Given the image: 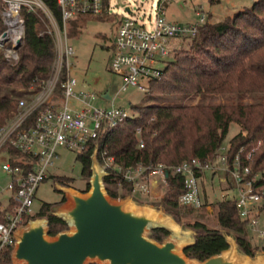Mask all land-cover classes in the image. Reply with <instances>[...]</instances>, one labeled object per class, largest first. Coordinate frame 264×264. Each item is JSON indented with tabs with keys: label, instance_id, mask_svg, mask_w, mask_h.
I'll return each instance as SVG.
<instances>
[{
	"label": "trees",
	"instance_id": "trees-1",
	"mask_svg": "<svg viewBox=\"0 0 264 264\" xmlns=\"http://www.w3.org/2000/svg\"><path fill=\"white\" fill-rule=\"evenodd\" d=\"M42 1L63 28L57 0ZM3 9L0 0V35L7 29ZM42 13L45 12L41 9L22 6L24 37L18 47L17 61L7 59L0 48V128L17 111L19 100L41 90L53 74L56 41L52 33L39 31ZM77 32V27L72 24L70 33L75 35ZM192 42L190 49L176 53L159 78L150 81L151 92L186 96L264 92V0L255 1L223 21L206 22ZM66 75L67 71L63 69L56 88L58 95L63 92L61 82ZM135 109L134 116L107 131L99 141L98 161L103 163L104 157L113 156L114 164L122 168L121 172L110 168L103 178L111 198H125L134 191L133 182L124 177L129 167L160 163L172 167L195 157L213 159L232 123L241 125L243 130L230 140V157L243 147L244 158L248 153L252 154L253 172L264 174V102L155 104L136 106ZM37 113L36 110L34 116ZM140 139L144 142L143 147L139 146ZM94 147V143H90L77 156L82 164V174L88 178L92 174ZM168 172L167 190L159 205L181 223L185 214L183 209H188V213L206 205L201 208L181 205L179 198L185 190L184 179L171 169ZM56 179L62 185H69L72 180L66 176H56ZM89 189L90 182L86 190ZM54 205L45 202L36 213V218L48 219L50 236L68 229L66 220L54 214ZM212 206L219 227H210L200 219L187 222L186 226L196 233L195 242L187 246L184 253L201 261L221 253L229 247L225 229L235 236L242 253L254 257L255 247L235 201L218 199ZM169 235L168 229L157 227L151 230L150 236L161 242ZM0 264H13L11 249L1 253Z\"/></svg>",
	"mask_w": 264,
	"mask_h": 264
},
{
	"label": "built area",
	"instance_id": "built-area-1",
	"mask_svg": "<svg viewBox=\"0 0 264 264\" xmlns=\"http://www.w3.org/2000/svg\"><path fill=\"white\" fill-rule=\"evenodd\" d=\"M2 1L7 29L0 35V48L7 59L17 61L18 47L24 37L22 6L41 9L51 20H56L42 0ZM181 1L184 0H160L156 17L149 25L133 17L119 21L111 70L122 78L123 89L129 86L149 89L150 81L162 75L174 50L172 40L193 39L207 22V14L201 12H197L200 15L197 21L179 23L169 20L166 5ZM57 2L65 33L56 30L57 58L53 74L41 90L19 100L17 111L0 128V255L5 249L13 250L20 230L36 218L33 207L37 191L59 159V149L65 147L82 152L94 143L95 150L107 131L135 115L120 106L94 104L91 101L95 97L93 93L78 94L75 89L77 79L71 74L75 49L68 42L67 24L80 15L109 13L111 0ZM63 69L67 75L61 82L63 92L58 95L56 88ZM70 99L82 103L81 108L70 106ZM36 110L38 113L34 116ZM139 146H144L142 139ZM229 150L230 144L225 146L223 143L211 160L195 157L172 167L162 163L155 166L139 164L129 167L124 177L133 182L134 190L147 193L159 180L167 186L171 169L184 179L185 190L179 203L201 208L212 204L205 202L203 182L207 175H213L219 183L227 184V190L232 192L230 195L222 190L221 195L216 193L214 197L234 200L249 234L264 242V174L262 171L253 172L252 154L248 153L244 158L243 147L233 157H230ZM101 166L108 173L110 168L122 171L114 164L113 156L104 157Z\"/></svg>",
	"mask_w": 264,
	"mask_h": 264
},
{
	"label": "rangeland",
	"instance_id": "rangeland-1",
	"mask_svg": "<svg viewBox=\"0 0 264 264\" xmlns=\"http://www.w3.org/2000/svg\"><path fill=\"white\" fill-rule=\"evenodd\" d=\"M160 0H111L109 13L103 15H80L73 19L70 24H67V36L69 44L75 49V56L71 59L73 63L71 74L76 77L77 85L76 92L95 94L91 100L94 104L104 106H120L130 112L136 111V106H146L155 104H236V103H255L264 102V92L257 93H226V94H208V95H157L149 89H140L138 87L129 86L126 89L122 87V78L111 70V59L114 53V43L116 37V29L119 21L124 17H133L139 21L150 24L156 17V9ZM257 0H184L181 2H170L166 5V17L169 20L185 23L197 21L200 15L197 12L207 14V23H216L223 21L228 17L233 16L237 11L250 7ZM129 6L132 12L126 11ZM43 19L38 26L41 33L50 32L54 35L56 41V30L60 29L65 33L64 27L61 28L56 21L42 13ZM72 24L77 27L78 32L74 35L70 33ZM192 39H175L172 40L171 46L174 47L173 52L167 59V64L175 58L177 52L190 49ZM57 51V43H56ZM166 64V65H167ZM70 106L81 108L82 103L77 99L69 100ZM242 129L241 125L232 123L229 128L228 135L224 141V145L228 146L230 140ZM60 157L56 161L55 166L50 170L48 177L40 184L34 211L37 212L41 205L45 202L55 203L54 210L58 212L62 206L70 202L69 197L60 190L61 186H67L80 194H87L91 189L86 190L88 178L82 174V164L77 159L78 151L70 150L65 147L59 149ZM56 176H66L72 178L69 185H62L56 179ZM167 187L161 183L157 188L152 187L147 193H142L134 190L129 197L130 202L138 205H149L162 215L172 214L165 212L164 208L159 205L162 191ZM203 191L205 202L212 203L219 198H215L214 194L221 195L222 190L232 195L229 192L227 184L219 183L215 176L207 175L203 182ZM121 191V190H120ZM164 192V193H165ZM164 195V194H163ZM64 198V200H63ZM209 206V207H208ZM183 209V208H182ZM188 209H183L185 213L183 222L178 223L182 228V232H191L195 235V230L187 227L186 223L195 219L205 221L210 227H219V222L216 217L215 208L212 204L201 209H193L187 213ZM68 230L72 227L68 224ZM226 233L227 230L223 229ZM251 241L255 247L256 255L264 253L263 240L254 238L249 234ZM13 264H20L19 261L13 258ZM90 264H101L98 261L90 262Z\"/></svg>",
	"mask_w": 264,
	"mask_h": 264
},
{
	"label": "water",
	"instance_id": "water-1",
	"mask_svg": "<svg viewBox=\"0 0 264 264\" xmlns=\"http://www.w3.org/2000/svg\"><path fill=\"white\" fill-rule=\"evenodd\" d=\"M126 11L132 12L131 7ZM97 153L98 148L92 154L91 189L87 194L59 186L70 202L54 214L65 219L72 230L50 236L48 219L35 218L18 233L12 258L20 264H264V253L254 257L242 253L235 236L225 231L227 249L204 261L188 257L184 249L195 242V236L174 237L162 222L169 215L130 202V195L118 199L109 196L103 181L108 172ZM38 221L41 223H35ZM157 227L170 231L161 242L150 236Z\"/></svg>",
	"mask_w": 264,
	"mask_h": 264
},
{
	"label": "bare ground",
	"instance_id": "bare-ground-1",
	"mask_svg": "<svg viewBox=\"0 0 264 264\" xmlns=\"http://www.w3.org/2000/svg\"><path fill=\"white\" fill-rule=\"evenodd\" d=\"M154 214H157L156 211H154ZM164 221H162L168 228L171 229L173 236L176 238H190L192 233L189 232H182V228L176 223L170 216H164ZM35 223H41V221L35 222Z\"/></svg>",
	"mask_w": 264,
	"mask_h": 264
},
{
	"label": "crops",
	"instance_id": "crops-1",
	"mask_svg": "<svg viewBox=\"0 0 264 264\" xmlns=\"http://www.w3.org/2000/svg\"><path fill=\"white\" fill-rule=\"evenodd\" d=\"M162 182H160V180H159V183H155V184H153V187H155V188H157V186H159V184H161ZM164 192H165V189L162 191V194H161V197H162V195L164 194ZM195 236V235H194ZM252 243H253V241H252ZM262 252H264V250L262 251Z\"/></svg>",
	"mask_w": 264,
	"mask_h": 264
}]
</instances>
